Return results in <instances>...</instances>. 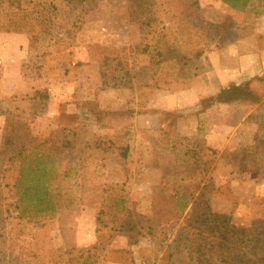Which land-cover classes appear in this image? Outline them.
Here are the masks:
<instances>
[{"label": "rangeland", "instance_id": "1", "mask_svg": "<svg viewBox=\"0 0 264 264\" xmlns=\"http://www.w3.org/2000/svg\"><path fill=\"white\" fill-rule=\"evenodd\" d=\"M21 5L26 32H0V264H264V77L207 93L227 8ZM233 14L252 35L264 0ZM191 88L198 104L158 108Z\"/></svg>", "mask_w": 264, "mask_h": 264}, {"label": "crops", "instance_id": "2", "mask_svg": "<svg viewBox=\"0 0 264 264\" xmlns=\"http://www.w3.org/2000/svg\"><path fill=\"white\" fill-rule=\"evenodd\" d=\"M225 7L227 9H222L220 7L221 11H215V14L222 18H217L213 20V22L223 25V27L227 25L228 28L234 29L236 34L230 42H226L221 36L214 37V44L207 53V57L212 66V73H210V76L215 81V87L212 90L207 88H191L185 92L165 97L162 102L157 105L161 111L174 113L178 110L198 104L201 90L205 91L207 89V91H209L207 93L215 94L222 90H229L232 87L244 86L264 77V43H260L261 41L254 37L255 34L264 36V27H262L261 30L256 27V29L251 31L254 33L252 35H241L240 33L244 26L239 25L238 21L231 22L232 17L236 16L233 14L236 11L227 6ZM227 17L230 18V20H228ZM3 95H5L4 91ZM200 115L201 114H199V116ZM181 121L179 126L182 130L181 132L185 134L186 130L188 131V122L190 119L186 118ZM2 129L3 127L0 126V133ZM79 231L78 239L81 241L83 239V235L81 236L83 231L81 228ZM115 264L120 263L115 262Z\"/></svg>", "mask_w": 264, "mask_h": 264}, {"label": "trees", "instance_id": "3", "mask_svg": "<svg viewBox=\"0 0 264 264\" xmlns=\"http://www.w3.org/2000/svg\"><path fill=\"white\" fill-rule=\"evenodd\" d=\"M251 0H218L221 4L227 6L228 8L235 10V11H244L247 7H249V3ZM31 2H25L26 6ZM39 4V3H38ZM16 6V11H10V6ZM3 17V22L0 23V32H7V33H22L26 32L25 28L29 26L31 20L29 17L32 13L25 7V5H21V0H0V17ZM48 21V20H47ZM32 32V31H31ZM241 90L240 87H234L229 91H224L220 97L223 99L231 91H239ZM32 186V185H31ZM33 189L35 187H32ZM28 191H31V187L28 188ZM44 195L43 198L48 196L47 192H37L38 197L40 195ZM43 198L40 200L42 204L44 203ZM50 208V207H48Z\"/></svg>", "mask_w": 264, "mask_h": 264}]
</instances>
